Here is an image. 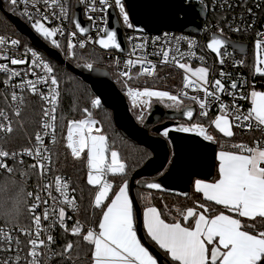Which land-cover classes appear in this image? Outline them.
<instances>
[{
	"label": "snow or ice",
	"instance_id": "1",
	"mask_svg": "<svg viewBox=\"0 0 264 264\" xmlns=\"http://www.w3.org/2000/svg\"><path fill=\"white\" fill-rule=\"evenodd\" d=\"M29 4L30 0H10L12 5L18 3ZM84 2V0H82ZM102 7L101 12L108 10L109 0H95ZM43 3L47 8H55L58 4V0H43ZM115 8L119 10L120 17L123 24L128 28H133L130 23L129 15L125 10L122 0H113ZM192 3V0H189ZM32 7L36 8L33 4ZM39 13L41 10L36 9ZM92 12L97 11L96 7L91 8ZM25 16L31 19L30 13L25 10ZM89 20H93L92 16L88 17ZM41 19H48L47 15H43ZM41 19H35L32 22V28L40 36L45 39H51L60 29L50 30L41 22ZM107 23V21H104ZM76 28L81 34L87 30L82 28L79 24H76ZM98 32L105 33V36L95 40L102 49H120L121 45L117 41V31H110L107 28H99ZM70 36H75L76 33H70ZM132 39V38H130ZM158 39V38H157ZM7 43L4 38L0 37V45ZM19 42L15 39L11 40V44L16 46ZM52 43L56 45V41L52 40ZM225 41L217 37H212L206 47L215 53L220 59V63H224L223 57L227 55L226 52L222 53L221 49L225 46ZM57 47L59 45H56ZM80 48H84L86 45L83 41L79 42ZM194 46L192 41H189V47ZM144 45L137 44L133 46L132 52L135 53L137 49L143 48ZM264 47V43L257 41L256 48L260 50ZM179 52V49H176ZM67 52L69 55L74 53V45L72 39L68 40ZM33 57L36 53H32ZM156 55L163 57V63L169 62L171 56V62L180 69H183L186 73L184 75V88H193L199 92H203L204 97L214 98L216 101H220L219 93L226 92L225 85L221 80L217 79L214 82L215 91H209L206 85L208 84V69L206 67H198L193 70L189 65L181 62L184 54L181 53L178 58L172 54L171 50H162ZM7 59V58H6ZM144 57H137L136 59L129 58L125 64L128 68H133L136 65L141 66L140 74H149L151 71L145 67ZM9 63L11 65H20L26 63L23 59L11 58ZM150 63V62H149ZM258 64H264V60L257 57ZM41 66V65H37ZM42 67L48 79H44L43 82L49 84L48 97H42L47 100L51 105V116L48 110H45L44 116L50 117L53 123H49L46 119L42 124V129L46 132L49 128L54 130L55 124V105L58 97V85L57 78L52 75L53 68L43 63ZM83 67L91 70L93 65L91 63H85ZM0 71L7 72L8 69L0 64ZM255 71L260 73L264 71L260 67H256ZM188 73L195 79H190ZM120 76L132 79L129 71H121ZM18 72H11L8 76V80H11L13 76H19ZM224 75V73H221ZM41 77L37 78V81L32 80L21 81L14 87L23 90H28L32 94L37 92V84L40 83ZM8 80L5 81L7 84ZM237 84L233 82L230 87L232 89L237 88ZM128 96L131 98L133 107L149 104L150 98H160L161 100L167 99L173 104L179 106L181 101L176 95H172L164 91H155L145 88L143 91H137L132 88L128 89ZM187 96V93H184ZM229 95H234L229 93ZM149 99H143V98ZM251 106L247 110L246 114H241L239 107L232 105L234 111H228V106L224 103H220V115H217L212 121L215 128L223 134L225 137L233 136V123L236 122L237 126L240 121L248 122L249 128H257L264 133V92L253 90L250 93ZM11 99L13 101L20 100L15 92L12 93ZM191 99L199 105L201 109V115H207L204 111L207 108V101L198 96H192ZM93 107L100 105L99 99H93L91 101ZM87 113V109L83 110ZM19 114V109L16 110V115ZM183 115L189 119L193 116L192 110H186ZM0 118L7 121V115L4 111L0 110ZM142 118V117H140ZM254 122V123H253ZM97 122L94 119L86 118L79 120H71L67 123L66 134V147L71 151V154L75 158H81L83 154H86V162L88 168L87 183L96 187L98 190L94 194V207L100 209L102 216L98 222V232L89 229L86 234H83L82 238L84 242H87L92 246L91 260L93 264H157V260L150 255L149 251L141 244L137 238V232L134 227L133 206L132 201L129 198L128 183L125 181L122 186L119 187V191L115 192L114 198H111L110 203L105 202L110 198V192L113 189L112 183L107 179L109 174L117 175L125 173V164L121 161L119 153L115 150L110 151L107 143V138L102 134L99 127H94ZM178 132H194L196 135L203 137L206 141H213V136L209 135L206 129L199 124H192L191 126H180L175 129ZM0 131L12 132L10 122L7 124L0 123ZM164 136H168L169 132L166 129L163 133ZM53 141L55 136H52ZM35 140L38 145H43V136L37 133ZM233 147L239 149V152L220 151L217 154V160L219 161V179L215 183H205L200 180L195 181V191L202 193L203 197L207 201L214 202L217 205H222L229 212L237 214L238 217L248 218L255 221L257 218H264V146H248V145H234ZM9 153L3 149H0V168L11 171L8 164L5 162L9 157ZM21 155L35 156L37 164L32 167H38L43 174L45 165L44 159H48L43 152L37 147L33 152L30 149H25ZM51 188V185L45 184L44 189L47 191ZM67 183H63L60 177L55 181V192L59 193L63 200L59 201L61 204L67 207L75 208V201L68 199ZM149 189H160L161 185L155 182L147 183ZM33 193H28L29 197H33ZM48 195L51 199L56 200L55 196H52L51 191H48ZM41 199L39 194H35L34 202L29 207V213L33 216V225L35 227V238L29 240L30 250L27 253V257L31 259L27 260V264H40L39 249L41 247L47 248L48 245L54 243V237L52 235L47 236V243L44 239H41V220L48 221L53 215L58 216V223L62 228L65 227L66 211L64 207H60L58 213L53 208L50 213L48 208L45 207L43 215H36L39 208ZM43 203L46 205L48 202L45 200ZM200 207H204L200 205ZM208 211L205 208V212ZM183 221L191 224L192 226H185L180 221L173 223H167L161 218V213L155 207H147L143 213V225L147 230L148 236L159 246L160 249L165 250L166 254L170 256L174 264H264V231L258 234H251L250 232L243 230L244 226L238 218H233L231 215H226L223 212L215 215L211 218L204 214H198L193 208H188L186 212H181ZM11 229L0 228V245L7 244V248H0V250L11 251V244L13 237L11 235ZM25 235H32L31 229H20ZM71 234L81 235L82 227L80 222L72 227ZM17 245L19 240H16ZM209 245L212 247L209 249ZM73 245L69 242L62 253L52 252L53 256H65L70 254ZM51 252V249H49ZM21 257L17 254L14 261H4L3 264H20Z\"/></svg>",
	"mask_w": 264,
	"mask_h": 264
},
{
	"label": "built area",
	"instance_id": "2",
	"mask_svg": "<svg viewBox=\"0 0 264 264\" xmlns=\"http://www.w3.org/2000/svg\"><path fill=\"white\" fill-rule=\"evenodd\" d=\"M189 2V0H184ZM125 10L126 6L124 0H122ZM194 3H202L206 9V17L201 20V28L198 34H189L180 31L167 30L163 29L160 33H144L135 31L133 28L126 27L122 18L120 17L119 10L115 8L113 0H109V7L106 12H101L98 2L95 0H58V4L55 8H47L43 3V0H30L29 4L18 3L16 5H12L10 0H0V8L6 7L5 12L12 14L13 16L20 19L26 26L46 45L54 48L59 51L67 52V43L69 39H72V43L74 45V49L80 48L79 42L83 41L85 43V47H94L100 50L104 57L108 60L113 61L114 73H113V81L115 85H119V90L122 92L128 108L133 107V103L131 98L128 96V89L132 88L134 90L140 91L139 88L131 83L133 79L141 78V77H152L157 73L158 67H169L177 70L182 75V79L179 83V86L176 91H173L172 94L176 95L179 100L182 102L187 101L186 105H193L197 118H205L208 116H212L213 118L217 115H220V103H224L228 106V111H234L232 105H236L239 107L241 114H246L247 110L250 108L249 101V88L254 85V82H251L246 74L241 70V67L244 65L243 58L249 54V44L248 45V54L242 56L240 54L235 53L229 47L224 46L221 49V52H226L227 55L223 57L224 63H220V59L217 58L215 54L210 52V50L206 47V43L208 39L211 37L213 33L223 36L229 40H232L228 37V33H241L245 35L251 36L253 39L252 47L255 49L257 41L264 43V6L263 0H192ZM35 4L36 8L32 7ZM95 6L97 11L92 12L91 8ZM37 8L41 11L38 13ZM77 8L81 10V17L83 21H87L89 24L88 30L86 33L81 34L79 30L76 28V25L73 21L75 16V12ZM110 9H113L115 12L119 24L121 26L125 47L126 50L124 53H118L113 49L103 50L100 49L95 40L105 33L98 32L99 28H106L108 22V12ZM25 10H27L31 19L28 16L24 15ZM128 13V12H127ZM210 14V15H209ZM43 15H47L48 19H41ZM89 16L93 17V20H89ZM35 19H41V22L45 24L50 30L52 29H60L61 32H58L57 35L52 37L51 39H45L40 36L35 30L32 28V22ZM130 20V18H129ZM131 23V21H130ZM12 24V23H11ZM15 28V27H14ZM16 29V28H15ZM17 30V29H16ZM18 31V30H17ZM19 32V31H18ZM2 33L0 32V37L4 38L7 43L0 45V64H3L8 71H0V110L4 111L7 115V121H4L3 118H0V123H5L6 126L10 122L11 128H13V118L20 115L24 104L28 98H33L37 102L41 104V113L39 126L37 130L34 132L32 136L31 143L23 148H12L9 147L8 136H10L11 132L0 131V149L7 151L10 155L5 161L8 164V167L11 171L4 170L0 168V174L9 173V172H19L20 168L23 165H27L29 168L33 169L36 173L37 178L31 182L30 187L27 191V208L29 209L30 205L34 202L35 194H39L41 203L39 208L37 209L36 215H43L45 207L48 208L51 213L53 208L56 209L57 213L60 207H64L66 211V220L65 227L62 228L58 223V216L53 215L48 221L41 220V239H44L47 243V236L52 235L54 237V243L48 245L47 248L41 247L39 249L40 256L39 262L40 264H55L54 259L56 256H53L52 252H57V245L59 239L62 234H68L71 236H77L71 234L72 227L80 222L82 227V234L79 236H83L89 229L98 232V226L96 227L91 222L84 221L78 213L79 206L78 200L76 197L75 188L71 182V179L68 175L61 172H54L51 167V150L53 144L56 140L57 136V125H56V114L59 104V98L57 97L56 105H55V127L54 130L49 128L46 132L42 129L43 122L47 119L49 123H53L50 117L46 118L44 116L45 110H48L51 116L52 105L42 97H48L49 93V84L43 82L44 79H48V75L44 71L42 64L47 63L50 65L48 60L43 56L40 52V49L35 47L28 37H26L22 33ZM75 32V36H70V33ZM25 36L30 44H27ZM132 38V39H130ZM158 38V39H157ZM17 40L19 43L16 46L11 44V40ZM52 40L56 41V45L52 43ZM189 41H192L194 46L192 48L189 47ZM238 41V40H234ZM137 44L144 45L143 48L137 49L135 53L132 52L133 46ZM179 49V52L176 51ZM162 50H171L172 54L176 55L178 58L180 54L183 53V59L181 62L189 65L190 67H206L208 69V84L206 87L209 91H215L213 85L214 82L219 79L225 85L226 92L219 93L220 101H216L211 97H204L203 92H199L193 88H184V75L186 74L183 69L175 66L174 63L171 62V56L169 57L168 63H163V57L160 55H156V53L161 52ZM264 50V47L260 49ZM35 52L36 56L33 57L32 53ZM137 57H144L145 59V67L149 68L151 71V75L145 73L140 74L142 69L140 65H136L133 68H128L125 62L131 58L136 59ZM7 58V59H6ZM11 58L23 59L26 61L24 64L20 65H11L9 63ZM263 58V57H262ZM261 58V60H263ZM150 62V63H149ZM41 66H37V65ZM260 66L264 64H259ZM121 71H129L132 79H128L127 77L120 76ZM11 72L20 73L19 76H13L11 80H8V76ZM224 73V75H221ZM54 71H53V74ZM190 79H195L192 77L190 73H188ZM41 77L40 83L37 84V92L36 94H32L28 90H21L19 88L14 87L16 84H19L21 81L32 80L33 82L37 81V78ZM56 77V76H55ZM8 80L7 84L5 81ZM235 82L238 86L235 89H232L230 85ZM59 86V85H58ZM15 92L18 97H21L20 100L13 101L11 99L12 93ZM187 93V96L184 93ZM232 93L234 95H229ZM198 96L207 101V108L204 110L207 112V115H201V109L199 105L196 104L191 97ZM94 99H99L95 96ZM139 103V101L137 102ZM101 104V103H100ZM151 107V106H150ZM19 109V114L16 115V110ZM150 110V108H149ZM88 117H80L77 119H69L71 120H79L86 119ZM67 121V123H68ZM254 123V122H253ZM178 126H191L192 124H199L197 122H186L179 121ZM202 125V124H199ZM239 125L237 123H233V130L241 134H250L251 140H240L235 145H248V146H264V133H262L257 128H249L248 122L240 121ZM204 127V125H202ZM94 127H98L96 124ZM37 133H40L43 136V145H38L35 140V136ZM55 136V140L53 141L52 136ZM67 134V126L65 132V139ZM37 147H39L40 151L44 153L48 159H44L43 163L45 165V170L43 174H41V170L38 167H32V165L37 164L36 157L21 155V153L25 149H30L33 152L36 151ZM85 157V171L86 178H88V168L86 162V154ZM60 177L63 183H67V194L68 199H73L75 201L76 207L73 209L71 207H67L64 204H61L59 201L63 200V197L60 196L59 193L55 192V181L56 178ZM110 183L113 182L109 179V175L107 177ZM49 184L51 188L49 190L44 189V185ZM98 189L96 188L95 192ZM48 191H51L52 196L56 197V200H53L49 197ZM94 192V194H95ZM28 193H33V197H29ZM47 201L48 203L45 205L43 201ZM94 204V195L92 198V205ZM29 221L25 225H17L15 227L0 225V228L11 229V235L13 237L11 244V251L0 250V264H3L4 261L12 260L14 261L17 254L21 257L20 264H27V253L30 250L29 240L35 238V227L33 225V216L29 213ZM20 229H31L32 235L23 234ZM19 240V244L17 245L16 240ZM7 244L0 245V248H7ZM51 249V252L49 251ZM27 259H31V257H27Z\"/></svg>",
	"mask_w": 264,
	"mask_h": 264
},
{
	"label": "trees",
	"instance_id": "3",
	"mask_svg": "<svg viewBox=\"0 0 264 264\" xmlns=\"http://www.w3.org/2000/svg\"><path fill=\"white\" fill-rule=\"evenodd\" d=\"M5 10L6 7H2V9L0 8V32L17 33L18 31L14 28V25L11 24L4 14ZM23 37L26 39L27 44H30V41L25 36ZM228 37L233 41L241 40L249 44L250 51L249 54L243 58L244 65L241 67V70L251 82L255 83L256 86L264 88V75L255 73L254 49L252 47L253 39H251V36L241 33H228ZM57 51L72 66H83L85 63H91L93 66L107 69L111 77H113V61L106 59L103 53L94 47L74 49L72 55H69L66 51L63 52L58 49ZM40 52L50 63L59 82V104L56 114L57 136L51 150V167L54 172H61L70 177L78 200L79 216L84 221L91 222L97 227L102 212L100 209L95 208L93 206L94 204L92 205V198L96 187L87 183L84 154L81 158H75L66 147L65 132L67 121L69 119H77L83 116H89V118L94 119L97 122L96 125L100 127L101 132L107 138L109 153L112 150L117 151L121 161L125 164L124 174H109V179L113 182V189L109 194V200L105 202V206L125 181L128 183L129 193L131 192L129 179L133 172L140 168L141 165L151 156V152L148 148L135 144L120 134L113 122L112 112L109 109L102 104L93 107L91 101L95 98V94L87 83L77 77L65 66L50 58L44 51L40 50ZM181 79L182 75L177 70L162 66L158 67L155 76L133 79L131 83L135 86L155 87L171 91L177 90ZM116 86L119 88V85L116 84ZM168 104H172L173 106L163 105V107L181 109L187 104V101L180 103L179 106L170 102ZM84 109L88 110L87 113L83 111ZM40 113V102H37L31 97L28 98L20 115L13 118L14 124L7 142L9 147L23 148L31 143L32 136L39 126ZM212 121V116L197 118L196 115H194L190 122H197L202 125H204L203 123L205 122L206 124L208 123L207 126L209 132L213 135V141L216 143L217 151L226 150L234 152L237 151V148L233 146L238 141L251 140L250 134H241L236 130H233V136L225 137L214 127ZM158 175L159 174L140 177L137 178L135 182L138 180H149ZM217 176L218 172L215 161V169L212 179H216ZM36 178L37 176L34 170L27 165H23L19 172L0 174V225L15 227L17 225H25L28 223L27 191L31 182ZM193 181L186 197L155 192L134 185L132 188V199L135 202L134 208L137 206L139 212H141L145 206H154L161 213V218L166 222L173 223L180 221L185 226H191L193 222L192 221L191 224H189L183 221L181 212H186L188 208H193L196 212H202L208 217H212L222 212L238 217L237 214L229 212L222 205L207 201L201 193L195 191L193 188ZM200 205H203L204 207L202 208ZM205 208L208 211L205 212ZM238 219L241 220L242 225L244 226L243 230H246L251 234H258L259 232L264 231V218H257L255 221L241 217H238ZM142 234L144 241L163 255L165 264H174V262L171 261L161 249L156 247L155 244L148 239L143 233V230ZM69 242L73 245L70 254L56 256L54 263L90 264L92 261V246L87 242H84L81 236L62 234L57 245L56 253H62ZM142 243L144 244L143 241Z\"/></svg>",
	"mask_w": 264,
	"mask_h": 264
},
{
	"label": "water",
	"instance_id": "4",
	"mask_svg": "<svg viewBox=\"0 0 264 264\" xmlns=\"http://www.w3.org/2000/svg\"><path fill=\"white\" fill-rule=\"evenodd\" d=\"M124 3L133 29L138 32L160 33L161 30L167 29L198 34L201 20L206 17V9L202 3L192 2L190 4L184 0H124ZM4 14L20 33L29 38L35 47L44 51L50 58L65 66L90 86L100 103L112 112L113 122L123 137L150 150L151 156L133 172L129 179L131 199L134 185L155 192L186 197L194 179L211 180L213 178L217 152L216 143L206 141L193 132H178L174 127L179 121L190 122L193 119L195 113L193 105H185L181 109H176L164 108L157 103L152 104L143 124H138L131 115L122 92L115 85L107 69L93 66L89 70L83 66H72L57 50L39 39L20 19L5 11ZM81 14L80 8H77L73 21L75 25L79 24L88 30L89 24L82 20ZM106 28L110 31H117V41L121 48L113 50L124 53L126 50L124 36L113 9L108 12ZM104 36L105 34L99 38ZM214 36L224 40L225 46L235 53L242 56L248 54L246 43L229 40L215 33L211 35L207 43ZM96 45L102 49L98 44ZM186 110L193 111L191 119L183 115ZM166 129L169 132L167 137L162 134ZM157 174L159 175L152 179L135 182L137 178ZM150 182L160 184L161 188H147V183ZM132 202L135 205L133 199ZM135 212L136 230L140 239L156 257L158 263L164 264L163 255L144 241L140 212L137 206H135Z\"/></svg>",
	"mask_w": 264,
	"mask_h": 264
},
{
	"label": "rangeland",
	"instance_id": "5",
	"mask_svg": "<svg viewBox=\"0 0 264 264\" xmlns=\"http://www.w3.org/2000/svg\"><path fill=\"white\" fill-rule=\"evenodd\" d=\"M259 56V59H261L262 57V59L264 60V50H257V48L255 47V49H254V62H255V69H256V67H260L261 69H264V65H262V66H260L258 63H257V57ZM193 70H195L196 68H193V67H191ZM198 68V67H197ZM255 73L256 74H261V75H264V71H262V72H260V73H257L256 71H255ZM138 88H139V90L140 91H143L145 88H147V89H150V90H155V91H164V92H168V93H170V94H172V92L173 91H176V90H162V89H158V88H155V87H146V86H144V87H141V86H137ZM253 90H255V91H261V92H264V88H260V87H258V86H256L255 85V83H254V85L252 86H250V88H249V95H248V97H249V101H250V105H251V97H250V93L253 91ZM173 95V94H172ZM143 99H149V98H143ZM172 103L171 101H168L166 98L165 99H163V100H161L160 98H155V97H153V98H150V100H149V104H147V105H140L139 103H138V106H136V107H130L129 106V111H130V113H131V115L134 117V119L139 123V124H143V122H144V120L146 119V116L148 115V112H149V108H150V106L152 105V104H154V103H157V104H160V105H166V106H173L172 104H168V103ZM165 107V106H164ZM86 117H88L89 118V116H86ZM140 117H142V118H140ZM83 118H85V116H83ZM204 124V128L206 129V131H207V133L209 134V135H212V133H210L209 132V129H208V126H207V124H206V122L205 123H203ZM179 124H177L176 126H174L175 128H177V127H179L178 126ZM100 128V127H99ZM103 134V133H102ZM104 135V134H103ZM213 136V135H212ZM234 152H239V149H237V151H234ZM70 153H71V151H70ZM109 156H110V153H109ZM140 238V237H139ZM141 240V239H140ZM142 241V240H141ZM145 245V244H144ZM146 246V245H145ZM147 247V246H146ZM149 250V249H148ZM150 251V250H149ZM151 252V251H150ZM152 253V252H151ZM163 263H164V260H163ZM165 264V263H164Z\"/></svg>",
	"mask_w": 264,
	"mask_h": 264
},
{
	"label": "crops",
	"instance_id": "6",
	"mask_svg": "<svg viewBox=\"0 0 264 264\" xmlns=\"http://www.w3.org/2000/svg\"><path fill=\"white\" fill-rule=\"evenodd\" d=\"M215 119V117L213 118V120ZM215 127V126H214ZM232 131H233V128H232ZM220 151H226V150H218L217 152H216V169H217V172H218V176H217V178L216 179H211V180H204V179H194V181H193V188L195 189V181L196 180H200V181H202V182H205V183H215L218 179H219V171H218V169H219V161L217 160V154L220 152ZM229 152H233V151H229ZM123 185V184H122ZM121 185V186H122ZM117 191H119V189L117 190ZM128 193H129V190H128ZM202 194V193H201ZM203 196V195H202ZM112 198H114V195H113V197ZM129 198H130V200L132 201V199H131V197H130V193H129ZM108 203H110V201L108 202ZM132 206H133V217H134V227H135V230H136V212H135V208H134V204H133V202H132ZM147 207H154V206H145L142 210H141V212H140V222H141V227H142V230H143V233L148 237V239H150L151 241H152V243H154L155 244V246L156 247H158L159 248V246L148 236V234H147V230L144 228V225H143V213H144V211H145V209L147 208ZM156 208V207H155ZM157 209V208H156ZM158 210V209H157ZM198 214H203L202 212H197ZM220 214V213H219ZM224 214H226V215H231V214H227V213H224ZM205 215V214H204ZM216 215H218V214H216ZM102 216V215H101ZM215 216V215H214ZM231 216H233V218H238V217H236V216H234V215H231ZM208 217V216H207ZM213 217V216H212ZM101 218V217H100ZM209 218H211V217H209ZM166 222V221H165ZM167 223H169V222H167ZM192 224H194V220H193V222H192ZM192 226V225H191ZM136 232H137V230H136ZM137 238L140 240V238H139V235H138V232H137ZM140 242H141V244L148 250V248L142 243V241L140 240ZM209 247V249L212 247V245H209L208 246ZM160 249V248H159ZM162 250V249H161ZM149 251V250H148ZM165 254H166V252H165V250H162ZM149 253H150V255H152L155 259H156V257L149 251ZM167 255V254H166ZM167 257L171 260V258H170V256L169 255H167ZM157 260V259H156ZM172 261V260H171ZM90 264H93V262L91 261V263ZM157 264H159L158 263V261H157Z\"/></svg>",
	"mask_w": 264,
	"mask_h": 264
},
{
	"label": "bare ground",
	"instance_id": "7",
	"mask_svg": "<svg viewBox=\"0 0 264 264\" xmlns=\"http://www.w3.org/2000/svg\"><path fill=\"white\" fill-rule=\"evenodd\" d=\"M194 133V132H193Z\"/></svg>",
	"mask_w": 264,
	"mask_h": 264
}]
</instances>
